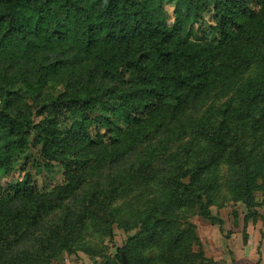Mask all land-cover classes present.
I'll return each instance as SVG.
<instances>
[{
  "label": "trees",
  "instance_id": "16d2710c",
  "mask_svg": "<svg viewBox=\"0 0 264 264\" xmlns=\"http://www.w3.org/2000/svg\"><path fill=\"white\" fill-rule=\"evenodd\" d=\"M133 154L132 175L159 170L169 183L159 205L141 189L149 200L132 222L135 237L167 225L163 264L201 246L186 205L208 217L225 197L246 206V224L258 221L264 0H0V171L31 156L37 170L0 184V246L64 207L78 164L109 172ZM54 166L69 181L44 192L37 176ZM199 248L190 264H220Z\"/></svg>",
  "mask_w": 264,
  "mask_h": 264
},
{
  "label": "rangeland",
  "instance_id": "374dc122",
  "mask_svg": "<svg viewBox=\"0 0 264 264\" xmlns=\"http://www.w3.org/2000/svg\"><path fill=\"white\" fill-rule=\"evenodd\" d=\"M78 1L86 5L92 0ZM168 8L171 11L172 7ZM1 107L3 109V106ZM6 111L11 115L14 114L10 110ZM135 157L136 155L133 154L130 158H125L109 172L105 169L95 174L86 173L85 167L81 168L78 164L72 172L74 175L72 183H75L77 189L69 199L65 200L64 207L40 220L38 226L31 228L24 235L21 233L23 229L20 228L18 230L20 237L16 236L11 241L6 240L0 246V264H123V257L126 258V264H163L165 260L168 262L165 248L172 239L168 238L165 232L167 225L162 223L153 226L148 228V232L135 237L138 235L139 226H134L132 222L144 217L145 212L137 217L136 211L139 208L136 207L139 206L141 211L142 206H146L141 204L149 200L148 197L141 195V189L156 193V196L150 199V203L159 205L168 201L161 197V193L168 189L169 183H163L166 181L163 178L164 172L159 170L154 173L147 168L136 176L132 175ZM142 158H145L143 152H141V163ZM35 159L36 157L32 156L30 159H22L16 171L9 175L1 170L0 184L3 189L8 188V183L21 181L28 170L33 174L36 173L37 170L30 167ZM27 161L29 165L24 167V162ZM222 172L227 173V168ZM129 173L130 177L133 176L131 180H127L126 177ZM85 175L86 179L81 184ZM66 181L69 179L61 173L58 166L52 167L50 171L44 170L37 176L39 186L45 187L44 192H52ZM107 182L109 185L111 183L116 185L107 188ZM120 182H123L121 186ZM123 189H126V192H121ZM2 191L0 190V198H3ZM97 194L100 199L93 205L88 198ZM60 197L57 196L58 200ZM102 199H106L105 203L94 209ZM29 200L27 198V202ZM20 205L21 201H16L10 208L16 210ZM32 205L33 203L28 204L29 208ZM186 206L185 210L200 238L201 246L200 248L194 246L190 250L183 251L181 255H173L174 259H169L171 264H190L198 248L220 264L233 263L235 250L248 245L251 237L250 229L253 222L250 220L245 223L248 212L246 206L223 197L218 203L207 206V210L211 213L208 217L202 214L199 205L197 209L190 205ZM123 207L128 208L125 211ZM258 211L261 217L254 224L255 231L264 232V204L258 208ZM29 220L26 218L27 223ZM1 222L6 227L12 226L8 220Z\"/></svg>",
  "mask_w": 264,
  "mask_h": 264
},
{
  "label": "crops",
  "instance_id": "0c3cea01",
  "mask_svg": "<svg viewBox=\"0 0 264 264\" xmlns=\"http://www.w3.org/2000/svg\"><path fill=\"white\" fill-rule=\"evenodd\" d=\"M249 226L251 237L249 244L235 250L234 262L229 264H264V232L255 231V225ZM260 229V228H259Z\"/></svg>",
  "mask_w": 264,
  "mask_h": 264
},
{
  "label": "water",
  "instance_id": "95a60500",
  "mask_svg": "<svg viewBox=\"0 0 264 264\" xmlns=\"http://www.w3.org/2000/svg\"><path fill=\"white\" fill-rule=\"evenodd\" d=\"M123 260H124V262H125V264H126V258H125V257H123Z\"/></svg>",
  "mask_w": 264,
  "mask_h": 264
}]
</instances>
